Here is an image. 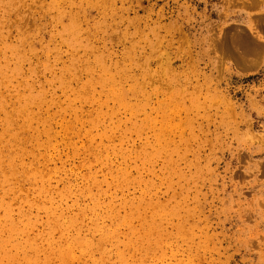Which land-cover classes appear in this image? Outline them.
Listing matches in <instances>:
<instances>
[{
    "label": "rangeland",
    "instance_id": "1",
    "mask_svg": "<svg viewBox=\"0 0 264 264\" xmlns=\"http://www.w3.org/2000/svg\"><path fill=\"white\" fill-rule=\"evenodd\" d=\"M0 264H264V0H0Z\"/></svg>",
    "mask_w": 264,
    "mask_h": 264
},
{
    "label": "bare ground",
    "instance_id": "2",
    "mask_svg": "<svg viewBox=\"0 0 264 264\" xmlns=\"http://www.w3.org/2000/svg\"><path fill=\"white\" fill-rule=\"evenodd\" d=\"M240 50V49H239Z\"/></svg>",
    "mask_w": 264,
    "mask_h": 264
}]
</instances>
